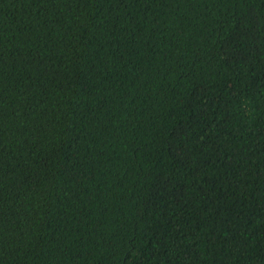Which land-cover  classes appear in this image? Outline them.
<instances>
[{
    "label": "trees",
    "instance_id": "1",
    "mask_svg": "<svg viewBox=\"0 0 264 264\" xmlns=\"http://www.w3.org/2000/svg\"><path fill=\"white\" fill-rule=\"evenodd\" d=\"M0 264H264V0H0Z\"/></svg>",
    "mask_w": 264,
    "mask_h": 264
}]
</instances>
